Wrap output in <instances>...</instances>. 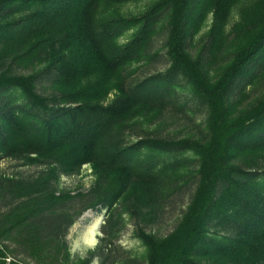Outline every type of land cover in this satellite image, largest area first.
<instances>
[{"label": "trees", "instance_id": "trees-1", "mask_svg": "<svg viewBox=\"0 0 264 264\" xmlns=\"http://www.w3.org/2000/svg\"><path fill=\"white\" fill-rule=\"evenodd\" d=\"M130 1L0 0V161L48 168L0 173V264L7 255L12 264H89L72 260L67 240L81 215L123 201L150 221L176 193L161 190L166 181L177 188L192 176L197 188L169 236L138 229L147 264H264V95L249 94L264 84V0L230 33L238 0H160L123 16ZM211 11L210 32L194 44ZM162 51L166 71L132 77ZM199 109L201 137L125 142L165 112ZM166 155L175 159L161 162ZM86 163L92 188L60 190L61 175Z\"/></svg>", "mask_w": 264, "mask_h": 264}, {"label": "rangeland", "instance_id": "rangeland-1", "mask_svg": "<svg viewBox=\"0 0 264 264\" xmlns=\"http://www.w3.org/2000/svg\"><path fill=\"white\" fill-rule=\"evenodd\" d=\"M158 1L160 0H131L120 8V12L126 17L140 16ZM258 2L259 0H238L228 13L226 31L230 33L241 21L243 13ZM214 18L215 15L211 11L201 31L195 36L194 44L199 43L210 32ZM164 37L160 36L158 38V46L163 44ZM124 41L125 39L122 40V42ZM190 51L193 54L195 53L193 49H190ZM161 54L162 57L154 62L148 61L140 67L135 64L134 67L139 69L132 74V77L144 79L147 76L166 71L169 67V62L165 57V52L162 51ZM249 94L251 99L264 95V84L252 88ZM115 95L116 92L110 93L107 102L113 100ZM179 95L187 99L191 98V94L187 90L181 89ZM249 102L252 101L248 99L244 104L247 105ZM206 117L207 113L202 109L192 112L187 111V114L177 110L171 113L165 112L162 123H143L135 128L133 127L132 130L126 133L125 142L127 145H132L140 138L145 137L165 139L185 138L188 136L201 137L205 131L204 121ZM174 159L173 155H166L161 157V162H172ZM47 169L46 166H25L22 161L10 158L0 161V173L8 176L28 178L37 176ZM166 180L168 179L166 178ZM94 183V168L91 163H86L80 168L78 173L71 175L62 174L59 180V189H67L73 193L87 192ZM196 188L197 180L194 176L190 177L187 183L184 181L179 182L177 188L166 181L161 190L169 192L175 189L176 193L168 197L167 201L161 203L162 208L159 213L155 218H150V221H143L125 211V203L123 201L119 202L111 212H107V210L86 211L70 229L67 237L72 260L79 262V260L91 259L89 264H147L146 247L137 237L138 229L143 228L146 232L153 233L159 237L169 236L178 226L182 213L190 203ZM113 214H119L116 221H120V223L119 226L111 229L109 221ZM98 219H102L97 236L98 242L91 247L84 244L83 237ZM103 239H106V241H102Z\"/></svg>", "mask_w": 264, "mask_h": 264}, {"label": "bare ground", "instance_id": "bare-ground-1", "mask_svg": "<svg viewBox=\"0 0 264 264\" xmlns=\"http://www.w3.org/2000/svg\"><path fill=\"white\" fill-rule=\"evenodd\" d=\"M102 219H98L87 231L85 236L83 237V242L84 244L88 246H95L98 242L97 236H98V231L99 227L101 225ZM100 234V233H99Z\"/></svg>", "mask_w": 264, "mask_h": 264}, {"label": "built area", "instance_id": "built-area-1", "mask_svg": "<svg viewBox=\"0 0 264 264\" xmlns=\"http://www.w3.org/2000/svg\"><path fill=\"white\" fill-rule=\"evenodd\" d=\"M14 262V258L11 255H7L5 258V264H12Z\"/></svg>", "mask_w": 264, "mask_h": 264}]
</instances>
